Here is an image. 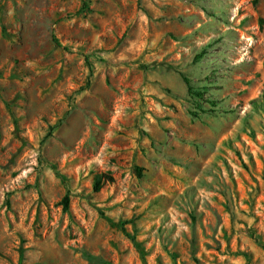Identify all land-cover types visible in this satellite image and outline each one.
<instances>
[{
  "label": "rangeland",
  "instance_id": "rangeland-1",
  "mask_svg": "<svg viewBox=\"0 0 264 264\" xmlns=\"http://www.w3.org/2000/svg\"><path fill=\"white\" fill-rule=\"evenodd\" d=\"M0 264H264V0H0Z\"/></svg>",
  "mask_w": 264,
  "mask_h": 264
},
{
  "label": "trees",
  "instance_id": "trees-1",
  "mask_svg": "<svg viewBox=\"0 0 264 264\" xmlns=\"http://www.w3.org/2000/svg\"><path fill=\"white\" fill-rule=\"evenodd\" d=\"M249 1H250L251 5H255L258 0H249ZM103 181H105V182H111L112 179L108 175H99V176H96L95 179H94L93 187H92L93 191H98L100 189L101 184H102ZM60 205L62 206V210L65 211L66 208H67V197L66 196H64L61 199Z\"/></svg>",
  "mask_w": 264,
  "mask_h": 264
}]
</instances>
